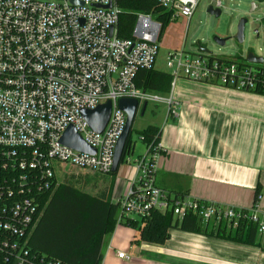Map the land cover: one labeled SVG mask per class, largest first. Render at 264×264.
Instances as JSON below:
<instances>
[{"label": "built area", "instance_id": "obj_1", "mask_svg": "<svg viewBox=\"0 0 264 264\" xmlns=\"http://www.w3.org/2000/svg\"><path fill=\"white\" fill-rule=\"evenodd\" d=\"M154 1L172 17L189 20L199 0ZM213 1L214 8H221L220 0ZM108 3L111 7L105 8ZM119 13L116 0H0V259L8 264H61L32 251L28 243L40 196L54 185L57 169L111 173L114 147L126 121L118 107L120 98H134L138 107L165 104L168 114L176 117L180 102L173 87L179 77L240 90L264 88L263 69L234 57L211 58L199 49L183 48L166 54V71L172 78L167 94L137 87V73L155 65L161 25L150 14L136 13L131 37L120 38ZM107 101L108 120L101 132L94 131L81 111ZM69 126L95 150L93 154L61 143ZM159 151V142L145 145L144 154L133 161L136 175L116 201L122 212L118 219L171 209L178 218L191 212L203 225L222 221L232 229L248 219L264 236L261 192L249 208L170 195L155 182ZM116 254L130 259L123 251Z\"/></svg>", "mask_w": 264, "mask_h": 264}, {"label": "crops", "instance_id": "obj_2", "mask_svg": "<svg viewBox=\"0 0 264 264\" xmlns=\"http://www.w3.org/2000/svg\"><path fill=\"white\" fill-rule=\"evenodd\" d=\"M173 96L180 102L178 115L170 116L163 104L153 123L160 128L161 145L156 185L170 195L238 208L252 206L259 186L264 216V93L179 77ZM127 164L121 163L105 186L112 188V201L136 175L134 163ZM119 179L123 185L117 192ZM136 236L135 229L117 224L104 238L100 264H264L263 237L248 245L179 229H171L163 244L137 242ZM118 250L130 259L119 258Z\"/></svg>", "mask_w": 264, "mask_h": 264}, {"label": "trees", "instance_id": "obj_3", "mask_svg": "<svg viewBox=\"0 0 264 264\" xmlns=\"http://www.w3.org/2000/svg\"><path fill=\"white\" fill-rule=\"evenodd\" d=\"M119 8L117 35L130 38L136 20V13L150 14L161 25V31L172 19V12L154 0H116ZM160 31V34H161ZM160 38V36H159ZM198 45L201 43L198 41ZM211 58L231 59L209 52ZM239 63L251 65L244 56L234 57ZM264 70V64L252 65ZM171 76L167 71L156 69L140 70L135 77L137 87L161 94L170 90ZM254 92L264 93V88L256 87ZM132 132H136L144 144L154 146L159 142L160 128L149 124L140 130L131 128L127 137L120 164L134 149ZM119 164V165H120ZM119 167V166H118ZM118 169V168H117ZM117 171V170H116ZM116 171L114 173H116ZM111 186L91 195L67 182L54 178L52 188L41 194L38 220L29 235L32 251L59 260L61 264H100L103 257V243L117 224L129 226L137 231L135 241L163 244L170 237L171 229L200 233L242 244H259L256 223L244 219L235 228L225 222L203 225L191 212L179 218L166 211L152 210L147 216L118 217L122 214L119 203L111 200ZM260 193L256 187L254 197ZM0 264H8L0 259Z\"/></svg>", "mask_w": 264, "mask_h": 264}, {"label": "rangeland", "instance_id": "obj_4", "mask_svg": "<svg viewBox=\"0 0 264 264\" xmlns=\"http://www.w3.org/2000/svg\"><path fill=\"white\" fill-rule=\"evenodd\" d=\"M220 1L221 14L218 17L206 11L209 5L214 4L213 0H199L189 20L182 16L173 17L164 26L159 38V49L154 65L156 69H167L165 57L168 51L183 48L189 52H196L199 48L198 41L214 55L235 57L240 54L245 57L246 53L251 51L264 60V0L255 1L256 8L252 12L249 11L251 0ZM242 17L246 18L247 22L244 27V40L238 43L233 36L236 33L237 22ZM215 36L228 39L223 45H219L213 39ZM162 107L161 103L149 102L143 114L138 107L132 122L134 131L158 121L161 118L159 112ZM131 137L134 140V149L126 156L129 164L123 162L127 164L126 166H132L134 159L145 151V145L139 140L136 132H132ZM53 164L56 165L54 161ZM55 174L59 183L67 182L91 195L99 193V190L110 183L109 178L115 176L113 173L100 175L69 166L65 167L64 171L57 169ZM122 185L123 181L119 179V182H116L117 192L121 190Z\"/></svg>", "mask_w": 264, "mask_h": 264}, {"label": "water", "instance_id": "obj_5", "mask_svg": "<svg viewBox=\"0 0 264 264\" xmlns=\"http://www.w3.org/2000/svg\"><path fill=\"white\" fill-rule=\"evenodd\" d=\"M257 0H251V7L249 9L250 12L256 8ZM98 6V4H96ZM105 8H110L111 3H108L104 6ZM207 13L210 15H213L215 17H218L221 14L220 8H214L212 5H209L207 7ZM247 22V19L242 17L238 20L236 25V33L234 34V38L238 43H242L244 40V27ZM111 33V32H110ZM214 41L219 44L223 45L225 41L228 39V37L222 38L215 36ZM199 51L209 53L210 51L201 45H199ZM245 59L249 63H262L264 62L263 58L261 56H256L251 51H248L246 53ZM118 107L126 114V121L123 128V131L119 138L116 141L115 147H114V153H113V163L111 167V172L114 173L119 164L122 157L123 149L127 140V137L130 133L132 122L134 115L138 109V101L134 98L129 97H123L118 100ZM146 108V103H143L141 106L140 113L143 114L144 110ZM110 113V101H107L103 104L98 105L96 108L92 110H82L81 114L84 118V120L87 122L89 127L97 132H101L108 120ZM61 143L64 145H67L68 147H71L73 149H77L79 151L88 152V153H94L95 150L91 148L88 144H86L82 138L79 136V134L74 130L72 126H69L61 135L60 138Z\"/></svg>", "mask_w": 264, "mask_h": 264}]
</instances>
